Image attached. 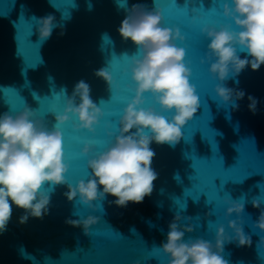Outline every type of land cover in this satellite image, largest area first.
Returning a JSON list of instances; mask_svg holds the SVG:
<instances>
[{"label": "water", "instance_id": "water-1", "mask_svg": "<svg viewBox=\"0 0 264 264\" xmlns=\"http://www.w3.org/2000/svg\"><path fill=\"white\" fill-rule=\"evenodd\" d=\"M224 2L0 0V113L17 111L26 103L38 109L47 125L53 127L51 112H63L66 95L81 79L90 85L92 99L104 112L95 134L75 131V117L57 125L63 133L71 183L89 174L88 157L80 155L84 143H92L95 152L107 147L111 138L106 135L105 125L110 123L111 130L116 131L122 110L132 96L127 88L130 75L123 69L136 47L131 41H123L117 32L125 9L132 4L148 9L158 5L164 26L179 27L185 35L180 46L186 47V60L191 61L192 69L190 80L201 102L197 114L182 128L183 138L178 144L151 145L156 153L152 167L158 177L150 196L140 203L119 207L109 203L115 197L108 195L92 211L78 200L68 201L63 195L66 186H54L49 212L42 219L30 217L20 223L24 210L13 206L7 230L0 234V264H132L134 260L140 264H167V257L155 249L166 239L168 224L178 212L191 217L194 227L185 239L214 240L219 224L231 234L224 216L225 195L244 203L241 219L252 244H225L222 255L229 264H264V248L259 246L264 232L254 227L260 210L251 203L257 198L264 207V65L257 71L245 68L238 77L230 76L225 82L228 87L245 91V97L237 101L239 108L233 110L216 96L218 81L208 72V64L200 63L208 43L200 29L228 22L222 15ZM192 7L198 17L195 22ZM48 15L55 17L58 26L49 39L41 42L36 18ZM125 53L128 55L122 56ZM239 54L247 55L246 51ZM101 67H107L113 76L111 91L94 74ZM34 93L40 97L38 100ZM248 95L258 100L255 114L248 109ZM150 103L148 100L145 106ZM208 212L211 215L205 216ZM88 214L100 217L88 235L65 222ZM235 218L233 215L228 219Z\"/></svg>", "mask_w": 264, "mask_h": 264}, {"label": "clouds", "instance_id": "clouds-1", "mask_svg": "<svg viewBox=\"0 0 264 264\" xmlns=\"http://www.w3.org/2000/svg\"><path fill=\"white\" fill-rule=\"evenodd\" d=\"M191 12L195 22L196 8L192 7ZM222 15L228 22L200 29L208 41L200 63H207L208 72L218 81L214 92L219 100L237 110V101L245 97V91L228 87L225 82L230 76L238 77L245 68L257 71L264 65V0H225ZM57 26L52 15L36 18L38 39L41 42L49 39ZM117 32L123 41H131L136 47L123 69L130 75L127 88L132 96L122 110L116 131L111 130L110 123L105 125L106 135L111 138L107 147L95 152L94 145L86 142L80 149V155L88 157L86 179L69 181L70 165L65 158L63 133L57 125L75 117L78 121L73 124L75 131L95 134V126L104 112L92 99L87 82L81 79L73 86L71 94L66 95L62 113L51 112L53 127L47 125L38 109L26 103L17 111L0 113V234L7 230L13 206L24 210L20 223L47 215L51 189L57 185L66 186L63 195L68 201L78 200L92 211L108 195L115 197L109 203L126 207L129 202L140 203L152 194L158 173L152 167L156 153L151 145L178 144L183 138L182 128L201 107L200 96L190 80L192 69L191 61L186 60V47L180 46L186 37L179 27L164 26L158 5L148 9L139 3L132 4L125 9ZM243 51L247 55L242 57L239 52ZM94 74L111 91L114 80L108 68L101 67ZM247 98L248 109L255 114L258 100L252 95ZM148 100L151 103L145 106ZM223 203L231 234L224 224H219L214 240L185 239L194 227L191 217L178 212L168 224L166 239L155 251L167 257V264H229L222 255L225 244L251 246L252 239L243 228L244 203L228 195L223 197ZM251 203L260 210L254 227L264 232L261 200L253 198ZM209 215L211 212L205 213ZM233 215L235 219H228ZM99 220L100 217L88 214L65 222L82 228L88 235ZM182 220L188 222L181 223ZM259 246L264 248V237ZM132 264L140 261L134 260Z\"/></svg>", "mask_w": 264, "mask_h": 264}, {"label": "snow or ice", "instance_id": "snow-or-ice-1", "mask_svg": "<svg viewBox=\"0 0 264 264\" xmlns=\"http://www.w3.org/2000/svg\"><path fill=\"white\" fill-rule=\"evenodd\" d=\"M213 3H214V0H213ZM108 43H110V42H108ZM112 55H116V54L113 53ZM127 55H128V54L125 53V54H123L122 56H127ZM34 96H35V98H36L37 100L40 98L39 96H36L35 93H34ZM219 160L221 161V163H223V162H222V159H219ZM181 207H183V205H181Z\"/></svg>", "mask_w": 264, "mask_h": 264}]
</instances>
